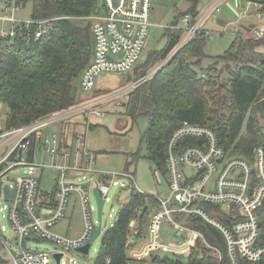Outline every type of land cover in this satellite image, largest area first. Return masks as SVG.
I'll list each match as a JSON object with an SVG mask.
<instances>
[{"label": "built area", "instance_id": "1", "mask_svg": "<svg viewBox=\"0 0 264 264\" xmlns=\"http://www.w3.org/2000/svg\"><path fill=\"white\" fill-rule=\"evenodd\" d=\"M222 1L209 0L208 10L194 23L190 15L183 17L181 26L176 29H183L186 33L168 57L142 80L134 81L131 77L132 84L128 88L109 94L96 90L97 77L104 72L131 76L149 37L154 7L153 0H103V12H97L92 18L93 57L79 82V89L87 94V99L28 125L10 130H4L0 125V241L7 254L5 264H51L50 254L37 247L42 241L52 242L55 261L65 264L64 258L72 252L83 255L78 249L91 242L99 226L101 235L104 233L103 213L101 220H96L93 215L94 210H98L97 204L91 201L93 190L99 191L105 205L112 201L110 195L115 187L128 188L129 191L135 187L134 174L131 171L117 173L95 169V156L86 150L83 134L73 133L79 142L78 148L74 149L61 134L46 136L43 131L54 124L73 123L77 117L88 120L91 115L105 116L100 109L102 105L135 91L168 64L203 30L208 15L221 10ZM20 10L19 0L4 1L0 11V39L25 36V41L31 42L46 32L47 21L22 19L17 13ZM35 25L39 30L33 35L31 29ZM253 34L256 40L262 39L264 26L254 28ZM40 154L49 161L43 157L38 161ZM44 168H55L59 174L56 197L50 201L39 191L38 171ZM23 169V174L18 176L16 172ZM76 175L82 179L73 181ZM154 176L158 184L168 183L170 196L168 199L156 196L158 205L149 218L146 235L145 231L141 232L137 221L131 222L125 264H139L143 256L151 252L188 256L198 240L221 259L220 249L210 245L201 232L177 219L191 216L200 218L222 234L231 264H240L241 260L252 263L264 260L263 231L258 217L264 206L262 149L255 150L253 162L230 157L214 130L183 122L171 136L165 172L156 168ZM121 181H127L129 185ZM6 185L14 190L13 197L6 196ZM72 192L79 197L84 217V232L77 239L61 236L53 230L65 217ZM113 213L114 208L110 218ZM1 214L10 223V237ZM165 222L171 224L174 232H181V241L184 242L180 246L162 240ZM57 254L61 255L59 262ZM106 263L112 264L111 259Z\"/></svg>", "mask_w": 264, "mask_h": 264}, {"label": "trees", "instance_id": "2", "mask_svg": "<svg viewBox=\"0 0 264 264\" xmlns=\"http://www.w3.org/2000/svg\"><path fill=\"white\" fill-rule=\"evenodd\" d=\"M191 4L182 18L190 15L194 23L201 15L200 0ZM262 5L264 0H256ZM30 2L31 19L47 21L46 32L31 42L25 36L0 39V117L1 107H7L4 130L31 124L54 113L79 104L80 77L93 57L91 19L96 15L99 0H19L24 8ZM181 17V16H180ZM179 17V18H180ZM167 28L168 44L160 53L138 64L131 76L140 81L158 63L165 60L181 42L185 30ZM38 26H32L33 35ZM210 37L202 30L176 56L149 80L132 92L126 114L133 120L147 118L149 127L142 137L146 143V159L155 168L166 170L168 145L173 132L183 123L204 125L218 135L220 144L230 157L254 161L256 149L264 151V37L234 36L229 48L218 57L205 52ZM212 60L205 68L204 60ZM90 128V127H89ZM127 161L125 171L140 158L136 152ZM115 223L106 232L95 264H125L128 260L127 242L132 232L130 224L137 221L144 232L152 212L158 205L156 196L130 189L128 199L121 204ZM258 217L263 231L264 206ZM201 232L205 240L222 252L218 254L198 240L186 259L187 264H231L225 239L213 226L191 216L177 218ZM4 250L0 241V251ZM0 263L5 259L0 257ZM140 264H182V259H161L159 254ZM240 264L252 263L241 260Z\"/></svg>", "mask_w": 264, "mask_h": 264}, {"label": "rangeland", "instance_id": "3", "mask_svg": "<svg viewBox=\"0 0 264 264\" xmlns=\"http://www.w3.org/2000/svg\"><path fill=\"white\" fill-rule=\"evenodd\" d=\"M4 1L5 0H0V11L3 7ZM205 4L206 0H200L198 3L199 10H202ZM103 5V0H99L96 7V13L103 12ZM153 6L154 11L152 12V16L150 18L152 28L138 64H144L151 55L160 53L165 49L168 44L167 28L171 26L175 27L177 21L181 26L182 15L188 12L191 8V4L187 0H153ZM31 10V3L28 2L26 6L21 8V10L17 13L22 19H31ZM218 18L222 19V16L216 15L214 18L210 19L208 23H206V29L210 31L211 38L207 43L205 52L211 57L223 55L234 39V34L232 32H222V28L217 22ZM90 21L92 26L94 21L92 19ZM211 62L212 60L209 59L204 60L202 66L206 68ZM133 75L134 72H132L131 76ZM131 84L132 81L128 79V75L104 72L97 77L95 87L96 90L103 93L114 94L125 90ZM132 92L125 93L121 97L102 105L100 109L105 113V116L98 117L91 115L88 119V127L80 128L79 134L84 135L83 144L85 145L86 150L96 157L95 169L101 172H123L126 168L127 161L132 159L130 155L140 152V158L130 168L131 172L134 174L135 187L142 193L158 196L161 199H168L170 196L168 183L166 181H164L163 184L157 183L154 176L156 168L145 157L147 146L146 143H142V137L149 127V120L144 117L133 120L126 114V105L132 95ZM86 99L87 94L80 91L78 88L79 102H83ZM7 115V107L3 105L1 107L0 117L1 125L3 126ZM53 126H55V124L50 127ZM39 160H41V158L38 159V161ZM23 171L24 169L17 171L16 174L21 176ZM38 177L40 178V194L46 196L49 201L54 200L58 188V170L55 168H44L43 170L38 171ZM81 179V176L76 175L73 181H79ZM121 183H124L126 186L129 185L127 181H121ZM129 194L130 191L128 188H124L122 190L120 186L115 187L112 190L110 195L112 201L106 202L103 207L104 234L115 223L116 216H118L121 210V204L128 199ZM91 201L92 204H97L93 193ZM112 208H114V213L113 217L110 218L109 215ZM4 213H6V211ZM93 215L96 220H100L97 209L94 210ZM182 218L184 219L185 217ZM1 220L7 227V235L10 237L12 232L8 219L3 218L1 214ZM53 230L57 234L67 236L71 239H77L82 236L84 232V217L79 197L75 192H72L70 195L65 217L60 220ZM103 235L95 241L91 240V250L89 254L79 255L72 252L69 257L64 258L65 264H95L102 245ZM175 235L176 234L172 229L171 224L169 222H165L162 226V240L167 244L172 243L180 246L184 241L176 239ZM37 247L50 254L51 264H57L53 257L55 246L52 242L42 241L38 243ZM159 256L161 259H165L167 257L172 259L174 258L173 254L167 253H160ZM0 257L7 259L5 250L0 251ZM180 259L186 263L187 257Z\"/></svg>", "mask_w": 264, "mask_h": 264}, {"label": "crops", "instance_id": "4", "mask_svg": "<svg viewBox=\"0 0 264 264\" xmlns=\"http://www.w3.org/2000/svg\"><path fill=\"white\" fill-rule=\"evenodd\" d=\"M209 6H210V2L209 0H206V4L204 8L202 10L200 9L201 13L204 14V12L208 10ZM220 8H221L220 11H213L212 13H210L203 23V30L207 32L210 38H211L210 31L206 29V23H208V21L214 18L216 15L222 16V19L220 18L217 19L218 25L222 28V32L223 33L232 32L234 36L236 34H240L245 38H254L253 29L264 26V15L261 12L262 5L255 0H223ZM261 51L263 52L264 49H261ZM128 79L131 80V76L128 77ZM87 121L88 120L87 119L85 120V118L83 117H77L73 120V123L66 125H55L53 127L44 130L43 132L44 135L46 136L51 135L53 133H59L65 137V140L68 145H70L74 149H77L79 146V142L77 141L73 133L76 134L80 133V128L88 127ZM39 156L41 159L43 157L45 161H49L47 157L42 156L41 154ZM95 164H96V157H95ZM93 194H94V190H93ZM147 225L145 226V230H144L145 235H146ZM178 233L179 232H175L176 239L181 241L182 234L178 235ZM160 253H164V252H151L148 255L143 256V260L150 262L154 256ZM174 256L177 258L188 257L184 255H180V256L174 255Z\"/></svg>", "mask_w": 264, "mask_h": 264}, {"label": "water", "instance_id": "5", "mask_svg": "<svg viewBox=\"0 0 264 264\" xmlns=\"http://www.w3.org/2000/svg\"><path fill=\"white\" fill-rule=\"evenodd\" d=\"M4 191H5V194H6L7 197H13L14 196V190H10L7 185L5 186ZM94 195H95V199H96L97 206H98V216H99V218L101 220L102 219V213H103V206H104L103 199H102V197H101V195H100V193H99V191L97 189H94ZM105 234L102 236V243L104 241ZM100 235H101V227L99 226L96 229V231L94 232V234L92 236V240L95 241L96 239H98L100 237ZM178 235H181V232L178 233ZM90 249H91V242L86 244L85 246L79 248L78 252L87 255V254H89ZM60 257H61L60 254L56 255V258H57L58 262L60 261Z\"/></svg>", "mask_w": 264, "mask_h": 264}]
</instances>
